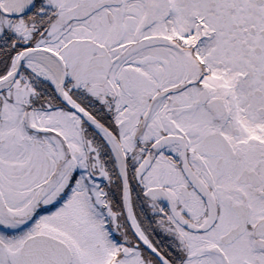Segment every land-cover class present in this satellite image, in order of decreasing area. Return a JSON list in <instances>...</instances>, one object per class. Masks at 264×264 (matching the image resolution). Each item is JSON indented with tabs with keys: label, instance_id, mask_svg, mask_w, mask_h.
<instances>
[{
	"label": "snow or ice",
	"instance_id": "obj_1",
	"mask_svg": "<svg viewBox=\"0 0 264 264\" xmlns=\"http://www.w3.org/2000/svg\"><path fill=\"white\" fill-rule=\"evenodd\" d=\"M0 264H264V0H0Z\"/></svg>",
	"mask_w": 264,
	"mask_h": 264
}]
</instances>
